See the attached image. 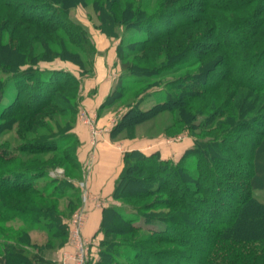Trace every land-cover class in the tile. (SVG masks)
I'll return each instance as SVG.
<instances>
[{"label":"trees","instance_id":"obj_1","mask_svg":"<svg viewBox=\"0 0 264 264\" xmlns=\"http://www.w3.org/2000/svg\"><path fill=\"white\" fill-rule=\"evenodd\" d=\"M23 1L32 3L28 18ZM80 4L85 0H0L5 28L12 24L17 33L22 25L30 27L18 32L17 45L13 38L0 41V71L11 77L10 84L0 81V136L21 123L27 130L40 126L37 117L47 115L46 108L69 110L70 101L72 110L78 107L79 94L67 90L80 78L40 67L33 41L43 42L46 51L61 47L59 58L68 61L74 60L66 44L79 52L85 44L90 71L82 76H90L96 49L87 29L68 16ZM92 6L96 28L107 36L120 38L130 29L137 35L117 44L120 75L100 108L116 107L135 87L128 82L197 68L166 81L163 100L140 108L141 94L125 104L110 138H131L121 133L165 110L176 111V122L190 130L217 132L209 138L193 134L177 160L158 151L124 152L113 202L102 209L98 258L88 264H264V202L254 195L264 188V0H160L153 11L135 0H92ZM134 55L141 65L131 60ZM35 139L15 151L0 148V264H52V239L67 234L60 203L67 212L80 204L73 180L49 175L68 163L80 178L73 127ZM46 153L63 161L31 162ZM24 158V166H15ZM46 177L50 181L37 184ZM160 192L168 196L134 203ZM9 232H18V240ZM29 232H43V243L31 241Z\"/></svg>","mask_w":264,"mask_h":264},{"label":"rangeland","instance_id":"obj_2","mask_svg":"<svg viewBox=\"0 0 264 264\" xmlns=\"http://www.w3.org/2000/svg\"><path fill=\"white\" fill-rule=\"evenodd\" d=\"M136 4H141V6L147 8L149 11H153L156 10L157 8H159L160 6V0H135ZM23 7L21 9V12L23 13L24 18H28L30 17L33 12L32 10H30L29 5L32 3H28L23 1ZM35 14V13H34ZM50 14V13H49ZM68 16L75 22H79L80 24H82L88 31L89 36H90V40L92 41V43L94 44L93 40H92V35L89 32L90 30L92 31L93 29L99 30L98 28H96V25L98 24V19L97 16L94 12L93 6H92V0H85V4H80V5H76L74 7H71L68 11ZM58 18V17H56ZM13 25H9L8 27L5 28V24H3L2 22H0V41L3 43L8 42L10 39H12L13 43L15 45H17L18 42V32H22L23 28H30L28 27V25H22V27L20 26V28L18 29L17 33H14L13 31ZM90 29V30H89ZM100 31V30H99ZM101 32V31H100ZM33 33V32H32ZM32 33L30 35H32ZM103 33V32H101ZM136 36V37H135ZM117 40V44L123 40V42L127 41V40H133L134 38H137V35L135 33V31H133L132 29L129 30V33H124L122 32L120 38L119 37H114ZM43 43V42H42ZM41 42H35L33 41V48H34V55L37 57H35L34 60H41L40 62H38L39 66L42 68H63L66 70H69L71 73H73L74 75H76L77 77L80 78V84H77V86L74 83H69V87L72 88V90L68 89L67 93L68 94H74V95H78L79 94V104L78 107L76 108V110H72L71 109V104L72 101L69 102L70 104V109L69 110H64V111H57L54 110L53 108H46L47 115H38L37 120H40V126L36 127L35 129L32 130H27L25 127V124L21 123V125L17 128V127H13L12 130L10 132L4 133L3 135L0 136V148H7V149H12V150H16L18 147L21 146L22 143H24L25 141H29V140H37L35 138L40 137L41 139H45L48 136H53V135H58L60 132H63L64 130L74 127L76 121H80L81 124H83L80 120L79 117V109L81 108L80 106V102H81V98H82V94H81V87H82V82H83V77H86V75L82 76L83 72H87L90 71V67L88 66L86 59L88 58V54L87 52L90 51V48L87 47L84 44V52H79L75 50V47L70 46V44H66L67 48L71 51V52H67V56L68 58L73 59L74 61H68V60H62L61 58H59V56L61 55L60 53V49L59 48H55L53 46L50 45V51L49 49H45L44 44H42ZM117 46V45H116ZM94 49V48H93ZM72 50L74 52H72ZM63 56L66 57V54H63ZM131 60L134 62V64H142L141 60L138 59L137 55H134L132 57H130ZM48 61H45L47 60ZM117 59L120 60L117 56ZM196 67H190V68H184L181 69L180 71L174 72V73H164L163 75H158L159 77L156 78H152L151 76L149 77H145L147 80V82L145 83H141V84H132L131 82H128V87L131 89V87L134 89H132L131 91H127L126 95L124 96V99L122 101H119V103H117V105H115L116 107H111L109 108V112L112 115V117L116 120L119 118V116L122 114V112L125 109V104H128L130 102H132L133 99L138 98V96H140L141 94H143V99H141V101L138 102V105L140 108H147L149 107L151 104H153L154 102L163 100L164 98V90H165V82L171 79L175 78H179L180 76H186V75H190L192 73H194L196 71ZM132 80L133 77H130ZM144 79V78H143ZM0 81L1 82H6V83H11V77L10 75H6L3 72L0 71ZM11 91H9L8 94H10V92H12V89H10ZM7 97H9V95H5V99L2 101H6ZM197 104V103H194ZM91 113V112H90ZM45 114V112H44ZM96 121L97 127L99 132L101 133L102 128L100 127V125H98L97 122V114L95 113H91ZM177 112H172V111H160L159 113H157L155 116L143 120L139 123H137L133 128L129 129V130H125L123 133H121L122 135H125L126 137H147L150 139H154L151 140L153 143H156V147L158 146V143L163 142V146H172L173 143H177V142H189V146L192 145L193 142V134L200 136L202 138H209L210 136H213V133L217 132H212V133H208L206 131H201V129H194L192 128L191 130L189 129V127H186L184 125L179 124V122H176L177 119ZM36 118V117H35ZM199 121H197L198 123ZM84 126H86L85 124H83ZM88 128V127H87ZM99 133V134H100ZM216 135V133L214 134V136ZM67 136V135H66ZM90 136V134H89ZM131 137V138H132ZM184 145V144H183ZM188 146V147H189ZM187 147V148H188ZM159 148V146H158ZM1 150V149H0ZM186 150V149H184ZM183 150V151H184ZM183 151L181 152L180 156L182 155ZM23 154V153H22ZM177 154V153H176ZM39 159H36L38 157H33L36 159H33V161L31 162H36V163H45L46 161H49L50 159H53L55 163L59 164L60 162L63 161V157H59L58 154L56 153H46V155H39ZM24 157H26V154H24ZM30 159V158H28ZM178 159V158H177ZM175 159V160H177ZM26 160L27 158L21 159L19 161H17V163L15 166L17 167H22L24 166V164H26ZM13 164V163H11ZM10 164V166H11ZM56 164V165H57ZM65 165V164H64ZM68 165V163L66 164ZM65 165V166H66ZM8 166V165H7ZM64 167L61 166H56L55 168H53L52 170H50L49 175L50 176H58V177H62L65 178V180H73L75 185L78 187L79 186V182H77V179L75 176L76 172H71L70 168L66 166L67 171L64 172ZM47 181H50V179L46 178H39L37 180V184L41 185V183H45ZM80 189V187H79ZM88 195V194H87ZM254 195L261 201L264 202V188H257L254 190ZM158 196H168L166 192L162 193H158V194H154L151 195L149 197H146V199L143 200H139V201H134V203L138 204V205H142L144 204V202H149L150 200H157ZM65 200V199H64ZM80 201H81V193H80ZM230 202V201H228ZM64 202L60 203V207L61 209L66 213L65 216L67 217V221H66V227H67V222H68V218H70L72 211L67 212L65 210V208H63ZM223 211H219L217 212L215 215H211L208 216L207 218H216L220 215V213H222ZM200 224H203L200 222ZM15 227H18V225L13 224ZM13 225H11V227H13ZM9 229H12L9 227ZM20 233V232H19ZM29 237L31 239V241L34 242H39L40 244L43 243V240L45 239V234L43 232H29ZM10 235L13 236V238H15V240H18L19 238V234L18 232H9ZM101 239V234H100V238L98 240L93 241V248L92 250L89 251L88 253V258L86 260L85 264H88L91 261H94L98 258V243ZM50 240V239H49ZM52 246H53V250L50 251L49 249L47 250V257L49 258V260H51L53 263L56 262V264H59L60 262H62V257H63V253L65 251V249L68 247V232L65 236L62 237H57L55 239H52ZM32 251H34L35 249L32 248ZM152 260V259H151ZM153 261V260H152ZM52 263V264H53Z\"/></svg>","mask_w":264,"mask_h":264},{"label":"crops","instance_id":"obj_3","mask_svg":"<svg viewBox=\"0 0 264 264\" xmlns=\"http://www.w3.org/2000/svg\"><path fill=\"white\" fill-rule=\"evenodd\" d=\"M89 32L92 35L96 53L93 58L92 74L83 77L80 106L97 114V122L102 131L95 145H91L88 128L80 121H76L73 132L79 140L75 151V160L80 168V178L77 182H84L80 193L84 191L88 194L87 201L84 204L80 201L79 204L86 211L82 234L85 238L95 241L100 238V233L97 232L102 209L113 202L112 192L115 179L123 167L124 152L131 149L145 153L158 151L162 158L175 160L189 146V142L188 144L185 142L187 139L184 142H174L171 147L163 146L161 142L157 144L158 148L156 143L151 141L154 139L147 137L136 136L116 140L110 138L109 131L116 122V118L112 117L109 108H100V106L120 75V63L116 51L117 40L96 29Z\"/></svg>","mask_w":264,"mask_h":264},{"label":"built area","instance_id":"obj_4","mask_svg":"<svg viewBox=\"0 0 264 264\" xmlns=\"http://www.w3.org/2000/svg\"><path fill=\"white\" fill-rule=\"evenodd\" d=\"M79 117L83 124L88 127L90 143L95 145L98 141L99 130L94 116L85 108L79 109ZM80 189L84 187V182H79ZM88 199L86 192L81 193V202L84 204ZM86 221V211L82 205L76 208L67 222L68 247L65 249L62 262L59 264H85L88 253L93 248L91 239L85 238L82 229Z\"/></svg>","mask_w":264,"mask_h":264},{"label":"bare ground","instance_id":"obj_5","mask_svg":"<svg viewBox=\"0 0 264 264\" xmlns=\"http://www.w3.org/2000/svg\"><path fill=\"white\" fill-rule=\"evenodd\" d=\"M143 145V144H142ZM106 157V156H105Z\"/></svg>","mask_w":264,"mask_h":264}]
</instances>
